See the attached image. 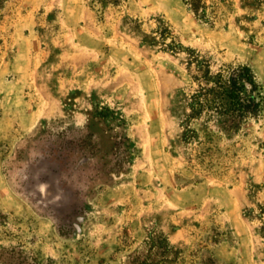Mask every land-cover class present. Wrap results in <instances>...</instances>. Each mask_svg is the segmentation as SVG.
Returning a JSON list of instances; mask_svg holds the SVG:
<instances>
[{"label": "rangeland", "instance_id": "obj_1", "mask_svg": "<svg viewBox=\"0 0 264 264\" xmlns=\"http://www.w3.org/2000/svg\"><path fill=\"white\" fill-rule=\"evenodd\" d=\"M192 2L0 0L3 257L264 264V108L234 130L193 100L196 62L250 65L264 100V0Z\"/></svg>", "mask_w": 264, "mask_h": 264}, {"label": "trees", "instance_id": "obj_2", "mask_svg": "<svg viewBox=\"0 0 264 264\" xmlns=\"http://www.w3.org/2000/svg\"><path fill=\"white\" fill-rule=\"evenodd\" d=\"M191 8L200 16L201 0H192ZM195 63V62H193ZM200 75L196 78L201 83V88L193 96L195 106L199 110L204 106H215L221 116H229L230 127L239 130L246 118L259 116L264 108L262 86L250 65H239L228 70H220L213 74L207 65L196 62ZM226 121V120H223ZM34 182L45 194H51V199L56 204H63L69 200L70 191L62 180V165L57 159L43 158L34 174ZM3 213L0 211V216ZM3 257L0 252V264H23L15 260V252ZM3 257V258H2ZM140 256L131 264H151L149 256L141 259ZM28 264H37L28 262Z\"/></svg>", "mask_w": 264, "mask_h": 264}]
</instances>
